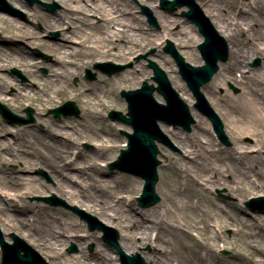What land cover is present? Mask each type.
<instances>
[{"label":"rangeland","instance_id":"obj_1","mask_svg":"<svg viewBox=\"0 0 264 264\" xmlns=\"http://www.w3.org/2000/svg\"><path fill=\"white\" fill-rule=\"evenodd\" d=\"M128 1L133 6L131 13L136 15L139 19V24L146 29L154 30V45L144 50L142 49L145 46L144 42L139 41V43H142V46L144 44V46L136 47L135 52L128 56L127 60H122L121 58L114 56H96L93 59L82 57V60L78 57L77 63H80V70L69 77H65L66 74H64L61 78L63 81L60 85L51 84V79H48L52 74L50 64L54 58L53 53L42 49L39 46V41L22 38L17 39L16 42L19 43V46H22L23 48L25 47V49L31 53L32 57L29 61L34 65L33 67L28 68L31 70L29 72L25 68L20 67L17 62L12 61V63H6V65H8V69L7 71L0 72V80L1 78L7 77L6 80L9 81L10 85L7 90L0 95V104L6 106L14 114L23 117H26L25 110L27 108H31L34 121L23 126L13 124L10 125L0 116V124L7 126L6 132L3 134L2 132L0 133V142H3L6 145L10 144L13 147L8 152L4 151V147L0 148V199L2 200L0 201V206L5 208L6 214L9 216L7 217L8 219L6 222L11 221V225L16 223V226H20V221L16 220L19 216L14 215L15 209L13 205H10V203L14 204L15 202L16 204L14 205L17 206V208L22 209V205L26 202L30 207L26 216L28 222H30V216L33 217L40 211V209H44L50 216H52L50 217L51 219L49 218L45 220V222H48L51 225V228L55 230L64 223H76L81 227L77 230V234L74 232L72 234L77 236V239L82 236L85 237L83 238L84 240H81V242H75L74 240L69 242L67 245L59 243L55 247L56 250L52 251L50 249H44L39 242L35 241L37 237H34V233L32 237H27L24 233L20 234V230L16 229V226L15 228L6 230L3 225V221H0L1 237H3V239L8 243H11V235H17L25 241V244L29 245L41 257H43L48 264H55L57 262L55 258L53 259V256H55L56 253L62 254L64 259H70L71 256H79L81 257V264H94L95 261L92 260V254L96 250V245H106L101 238L102 233L99 231H89L87 224L80 220L79 215L76 214L72 208H77L86 215L96 218L100 223L114 229L117 233H119V236L124 234L123 231H125L129 226L130 229L133 228L134 224L132 221L134 219L147 222L149 226L152 225L151 222L146 219L147 216H145V210L148 209L139 208L136 202V197L142 191L143 180L116 170L112 171L108 168V165L111 161L118 157L121 149H123L127 143V137L123 133H131L132 131L127 125L111 120L109 118V113L110 111H117L123 113L124 115L127 114V103L120 97L121 91H130L140 88L144 81H147L150 84L154 83L151 80L153 75L152 70L148 68V61H153L167 73L171 84L174 85L175 90L179 92L181 99H184L185 103L189 106L190 112H192V114L194 113L196 116L192 115L195 120L193 122V126L191 125L190 131H186L181 127L168 126L163 123L159 124V129L167 138L169 144H158V160L160 161V166L158 167L159 180L156 185V191L160 196L161 201L155 207L149 209L156 208V210H160L161 208L164 209L169 206V201L166 200V195L172 187L171 180L173 177L171 171L167 167L168 162L170 161V156L183 158L187 161H200L203 164L205 171L197 167H191L188 171V174L197 181H195L197 186L196 188L198 189L200 196H209L210 199L217 201L218 209L220 210L221 208V211L225 210L227 212H231L235 219L233 221H229L227 217H225L218 209L214 206L210 207L206 201L201 200L198 205L200 210V214L198 216L200 218L193 216L189 219L185 216H181V218L177 216L175 218H170L171 223L179 225L183 229L187 227L193 235V238L199 241L201 246L206 245L207 243L208 230L217 232L219 237L215 241L208 239V242L211 244L212 249L216 252L218 258L217 263L212 264H248V258H254L258 264H264V239H262V237L258 238L260 236V230L257 229V225L259 224V226H261V230L264 231V212L257 213L246 207V203L251 198H264V190L260 187L259 178L254 172H249L246 169L247 173L245 176L233 173V168L230 166L227 155H223L221 152L223 149H235L237 157H245L246 155H253L256 152H259V157H261L262 162H264L263 109L261 108V111L256 115L253 111H246V109H248L244 108L246 90H244V86L241 84L236 85L231 81H226L215 88L213 93H210L208 90L206 91L208 85L205 86L202 89V92L204 94H209V96H206L207 103L220 118L223 125V132L229 141V145H225L219 141L213 132L211 123L207 117L199 113L193 107L194 98L191 92L187 88L186 84L183 83L174 60L164 51V48L167 45V40H170L173 42L176 49L186 62L195 66H199L201 64V55L197 49V45L202 41V38L199 37L196 27L183 17V12L187 11V9H176L169 13L177 20V23L173 25L172 29L175 32L180 30L184 32L186 30L188 33L187 38L182 36V34L176 37L170 35L168 31H165L161 27L160 18L157 13L165 11L161 10L159 6L160 0H151V3H144L141 2V0ZM46 5L52 7L53 10L48 9ZM71 6L74 7V9L82 8L83 12L80 13V15L77 14V17H85V19L88 20V24L91 27L89 28L87 25H83V27L86 29L87 34L90 35L92 42L94 43L96 38L100 36L97 32L98 28L104 24L105 19L97 11L90 10L91 5H87L85 0H77L75 3H71ZM83 8L85 10H83ZM199 8L205 14L203 7L200 6ZM62 10H64V4L60 3L59 0H0L1 18H12L20 23L28 24L32 27V30L36 34L37 38L41 41L53 43L67 42L74 47H79L80 45L78 42H80V39L72 35L73 28L68 25L67 22L62 28L47 30L41 22L36 20V12L55 15L60 13ZM146 10L151 12L156 25L149 23ZM78 25H80V23H78ZM211 25H213L212 22ZM5 27L6 24L0 21L1 43L8 42L6 37L11 36L4 29ZM71 37L75 40V42L68 40L71 39ZM181 38H184L185 43H189V47L188 45L184 46L181 43ZM118 42L119 41H116V43ZM190 50H193L196 53L199 58L198 60L195 61V59L190 56ZM259 51L261 52L259 54L260 56L254 55L252 56V59L250 57L246 66L233 72V78L243 80L244 77H248L252 72L257 73L258 70H262L260 71L261 73H259L260 76L264 74V49ZM141 56H147V59L141 58L137 60ZM256 59L260 60V64L254 66L253 64ZM197 61H200V63ZM108 62L115 65L127 66V68L112 77H108L94 69V65L96 63ZM221 67L223 66L220 65V68ZM71 70H74V67ZM88 70L95 75L94 78L87 77ZM127 71H135V75H130L123 79L121 76H124V73ZM143 72H150L151 76L144 77ZM218 73L215 76L219 75ZM116 77L120 82L116 81V83H111V80ZM101 80H106L108 85L105 90L102 88L100 89L99 86L96 88V92L98 94L97 97L106 96H104V98L102 97L104 104L96 107L101 118L97 119V123L99 126L101 125V128H109L111 133L109 135L104 134L105 136H100L94 139L90 134L88 126L92 123L86 117L88 114V108L84 101L88 99L82 97L84 89L81 86L91 87L94 84H98ZM25 85L30 90H34L32 92L33 99L25 100L24 98H18L17 102L11 101L10 99L15 96L18 88ZM44 85H46L47 88H50L52 98L49 101H47L48 98L43 94V91H41L45 88ZM262 89L264 90V86H262ZM107 90H109L110 93L108 92L105 94ZM89 99H91L92 103H96L97 105V102L93 101L94 97L91 96ZM67 101L74 102L78 109H80L79 117L72 116L64 119H56L51 114V110L62 106ZM235 104L242 105V108L240 110L230 109V107ZM254 115L258 118V120L261 119V126L256 124V118ZM39 117H41V119H39ZM52 121L61 124L65 122L74 128V131L72 128L69 130L59 131L60 135L57 137L61 139L64 144L68 145L69 150L67 149V151H64L63 154L56 159L57 164H60V166L70 164L74 160V154L77 151H81L83 154L88 156L90 155L95 160V170L102 173L99 174L102 176L100 180L104 181L109 188L106 190L112 191V196L108 200L111 207L114 209L122 207L123 211L130 213L131 218L120 213L118 216L119 219L112 218L111 221L106 222L100 218L98 212L92 209H86V207L82 206V204H80L77 200H74L75 198L71 199L70 197H64L61 195L58 192V183L63 182L70 183V185H68L70 186L69 190L76 191V193L87 191L97 194L100 191L105 190L97 185L93 187L91 182L87 179H77L75 176L76 168L65 169V174L62 176L52 173L50 168H48L40 160V158H49L54 150L38 143L31 145L33 146V150L35 151L34 153H36L37 156L36 158H32L26 150L23 154H20L16 149H14L16 148L15 141L19 138L22 134V130L24 129L33 130L36 137H45L46 142H51L48 134L50 133V130L53 129L50 124ZM198 122L206 128L208 133L205 137L206 139L204 138V135H201L200 137L204 140V142L207 140L211 141L213 146L211 151H214H207L199 154L198 156L201 157V159L196 155L188 157L183 149V146L180 145L171 134L172 132H180L183 135L191 137L198 130L196 129V124ZM233 128L235 133L231 132ZM256 128L259 135L256 134ZM29 141H31V144H34L36 140L30 138ZM99 146L101 151H98ZM97 152H99L98 155L94 157V154ZM27 157L31 158V164L28 163ZM83 161L77 159V163ZM234 162L237 166H240L237 159H235ZM90 164L86 165L85 170L89 173L91 172ZM77 170H80V167ZM217 173H221L224 176H222V180L219 178L218 181L216 180L214 182L215 179L213 178ZM114 177L120 179L119 182L122 183H120V186H118L115 182H112ZM210 177L212 178L210 179ZM228 180L231 181L228 183ZM13 181H18L20 183L16 186V188L7 187ZM232 182L238 183L240 187L245 186V184H250L252 185V189L244 194L232 191L229 186ZM196 195H198V193ZM45 197L55 198L54 202L57 203L58 206L45 203L43 201V198ZM174 203L180 204L179 198H177ZM230 204H235L240 211L231 208ZM259 206L261 209H264V203H260ZM206 209L209 211L211 217L203 216V212ZM35 220L36 218L34 221ZM225 220H228L229 222H226ZM119 223H121L122 226L125 225V228L120 227L118 225ZM148 229V235L152 233L151 239L154 240L156 238V232H153L154 228L149 227ZM135 231L137 233L135 241L138 246L128 249L132 255H136L137 253L147 264H153V262L148 258L147 260L146 257L152 255L154 252L161 251L159 252V257L162 256L163 252H166L167 256H169L168 259L170 264H178L179 258H177L176 255V241L175 243H161L157 248L151 244L142 246L140 244L142 241L141 235L139 234L141 231ZM65 234V236H70L71 232L70 234ZM86 236H92L95 238L91 241L87 239ZM64 238L67 239L68 237ZM79 244L82 245L84 253H80V250L82 249L79 247ZM73 245L76 250L69 253L68 250L71 249ZM91 246H93V248L90 250L89 247ZM201 248L204 253H208L204 246ZM257 250L261 253L260 257L256 254ZM63 258L61 260H63Z\"/></svg>","mask_w":264,"mask_h":264},{"label":"bare ground","instance_id":"obj_2","mask_svg":"<svg viewBox=\"0 0 264 264\" xmlns=\"http://www.w3.org/2000/svg\"><path fill=\"white\" fill-rule=\"evenodd\" d=\"M75 1L77 0H59L60 3L64 4V10L55 15L36 12V20L41 22L47 30L62 28L67 22V24L73 28L72 35L80 39V42H78L80 45L79 47H74L67 42L53 43L41 41L37 38L36 34L32 30V27L28 24L20 23L12 18L0 17V21L6 24L4 29L11 35L6 37L8 42H0V72L7 71L8 65H6V63H12V61L17 62L20 67L25 68L29 72L31 71L28 69L34 65L29 61V59L32 57L31 53L27 51L25 47L23 48L22 46H19V43L16 42L17 39L21 38L39 41V46L42 49L53 53L54 58L50 64L52 74L48 79H51L50 83L54 85H60L62 83L63 80L61 78L64 76V74H66L65 77H69L80 70V63H77L78 57L82 60V57L93 59L96 56H114L121 58L122 60H127L128 56L135 52L136 47H143L145 44L144 48H142L145 50L146 48L154 45V30L146 29L139 24V19L136 17V15L131 13L133 6L128 0H85L87 5H91L90 10L97 11L105 19L104 24L101 25L97 31L100 36L96 38L95 42L93 43L92 38L87 34L86 29L83 27V25H87L89 28L91 27L88 24V20L85 19V17H77V14L80 15V13L83 12L82 8L74 9V7L71 6V3H75ZM141 2L151 3V0H141ZM195 2L198 4V6L200 5L203 7L206 14L204 15L210 18V22H212L216 30L226 39L230 49L228 62L226 64H224L225 62L222 61L217 63L219 66H223L220 68L218 73L219 75L214 76V79L209 83L204 84L201 89L208 85L206 91L208 90L210 93H213L215 88L226 81H231L236 85L241 84L244 86V90H246V101L244 105V108H248L246 111H253L256 115L261 111L262 108L264 112V90L262 89V86H264V74L262 76L259 75V73H261L260 71L262 70H258L257 73L252 72L248 77H244L243 80L233 78L232 76L235 70L238 71L240 68L246 66V63H248L250 57L252 59V56L254 55L260 56L259 54L261 52L259 50L264 49V0H196ZM83 10L85 9L83 8ZM169 13L170 12L167 11L157 13L160 18L161 27L165 31H168L170 35L177 37L178 35L182 34V36L187 38L188 33L186 30L184 32L182 30L175 32L172 29L173 25L177 23V20ZM78 23H80V25H78ZM199 37H201L200 34ZM68 40L75 42L72 37ZM116 41L119 42L116 43ZM139 41L144 42L143 46L142 43H139ZM181 43L184 46L188 45L189 47V43H185L184 38H181ZM190 56H192L195 61L199 59L193 50H190ZM197 62L200 63V61ZM203 62L204 61L201 58V63ZM73 67L74 70H71ZM152 73L154 72L152 71ZM130 75H135V71H127L124 73V76L121 77L125 79ZM143 75L144 77H149L151 76V73L143 72ZM6 79L7 77H4L0 80V95L3 94L10 85L9 81ZM116 81L120 82L116 77L111 80V83H116ZM107 83L108 82L106 80H101L98 84H94L91 87L81 86L84 89L82 92V97L88 99L84 101L88 108V114L86 117L92 123L88 126L90 134L94 139L100 136H105L104 134L109 135L111 133L109 128H101V125L99 126L97 123V119L101 118L96 107L104 104L102 97L104 98L105 95L102 97H97L98 94L96 92V88L99 86L100 89L102 88L105 90L108 85ZM170 86L174 88V85L171 84ZM44 87L45 88L41 91H43V94L48 98L47 101H49L52 98L50 94V88H47L46 85H44ZM33 91L34 90H30L26 85L19 87L15 96L10 100L17 102L18 98H24L25 100L33 99ZM108 92L109 90H107L105 94ZM91 96L94 97L93 101L97 102V105L96 103L91 102V99H89ZM204 96L206 98V96H209V94L206 93ZM155 97L160 100L158 95H155ZM231 107L230 109L240 110L242 105L235 104ZM192 115L196 116L194 113ZM255 118L256 124L261 126V119L258 120L256 116ZM39 119H41V117H39ZM50 124L51 127H53V129L50 130V133L48 134L51 142H46L45 137H36L33 130L24 129L22 130V134L19 136V138L16 139V148L14 149H16L20 154H23L26 150V152H28L32 158H36L37 156L36 153H34L35 151L33 150V146L31 145L38 143L42 144V146H47V148L51 150H54L49 158H43L40 156V160L48 168H50L52 173L62 176L65 174V169L76 168L75 176L77 179H87L91 182L93 187L97 185L106 191H100L97 194L87 191L76 193V191L69 190L70 186L68 185H70V183L63 182L58 183V192L61 195L64 197H70L71 199L75 198L74 200H77L80 204H82V206L86 207V209H92L98 212L100 218L106 222L111 221L112 218L119 219L118 216L120 213L131 218L130 213L123 211L122 207L116 209L111 207L108 200L112 196V191L106 190L108 188L106 183L100 180L102 176L99 174L102 173H100L98 170H95V160L90 155L88 156L83 154L81 151H77L74 154V160L70 164H64L63 166L57 164L56 159H58L63 154V152L67 151L68 149V145L64 144L62 140L57 137L60 135L59 131L69 130L71 128L74 131V128L65 122L61 124L52 121ZM196 129H198L197 132L191 137L183 135L180 132L171 133L174 139H176V141L183 146V149L185 150L188 157L191 155L198 156L199 154L207 151L210 152L213 148L211 141L207 140L204 142V140L200 137L201 135H204V138L206 137L208 134L206 128H204L198 122L196 124ZM6 130L7 126L0 124V133L2 132L3 134L6 132ZM255 131L256 134L259 135L257 128ZM231 132L235 133L234 128L231 130ZM30 138L36 140L34 144H31V141H29ZM1 147H4V151L7 152L13 148L10 144L6 145L3 142H0V148ZM98 148V151H101L100 146ZM221 152L223 155H227L230 166L233 168V173H238L241 176H245L247 173L246 169L249 172H254L259 178L258 180L260 181V187L264 190V162H262L261 157H259V152H256L253 155H246L245 157H237L235 154V149H223ZM98 153L99 152L94 154V157H96ZM30 157H27L29 164L32 163ZM169 158L170 161L168 162L167 167L173 175L171 180L172 187L170 188L169 193L166 195V200L169 201V206L164 209L161 208L160 210H156V208L145 210V216H147L146 219L149 220L152 225L149 226L147 222L134 219L132 221L134 224L133 228L130 229L129 226L126 229L128 231L125 230L123 231L124 234L120 235V246L122 249H125H123L124 252L127 251L126 253L131 254L128 249L138 246L137 242L135 241L137 234L135 230H139L141 231L139 234L141 235L142 241L140 244L142 246L151 244L157 248L161 243H175L176 241V255L177 258H179L178 264L217 263L218 258L216 252L213 251L211 244L208 242V239L215 241L219 237L217 232H213L211 230L207 231V243L206 245L202 246L206 248L208 253H204L200 242L193 238V235L190 233V230L187 227L183 229L179 225L172 224L170 221V218H175L177 216L180 218L181 216H185L189 219H191L193 216L200 218L198 216L200 214L198 205L200 204L201 200L206 201L210 207L214 206L216 209H218L217 201L210 199L209 196H200L199 191L196 188L197 181L188 174V171L191 167H197L201 170H204L203 164L200 161H187L183 158L174 156H170ZM198 158L201 159L199 156ZM77 159L81 161L84 160L86 162L83 161L77 163ZM235 159H237L240 166L235 164ZM89 164L91 166L90 173L85 171L86 165ZM79 167L80 170L82 169L81 171L77 170ZM222 176L224 175L221 173L215 174L213 178L215 179L214 182L216 180L218 181L219 178L222 180ZM211 178L212 177H210V179ZM119 181V178L114 177L112 182H115L118 186H120L121 182ZM229 181L231 180H228L227 182L229 183ZM19 183L20 182L18 181H13L7 187L16 188ZM229 186L232 191H237L242 194L252 189V185L250 184H245V186L240 187L238 183L235 182L230 183ZM197 193L198 195H196ZM177 198H179L180 204L174 203ZM0 201L2 200L0 199ZM24 203V205H22V209L17 208V206L14 205L16 204L15 202L14 204L10 203L11 206H14V215L19 216L16 218V220L20 221V226H16V223L11 225V221L6 222L8 219L7 217L9 216L6 214L5 208L0 206V221H3V225L5 226L6 230L15 228L16 226V229L20 230V234L24 233L27 235V237H32L34 233V237H37L35 241L39 242L44 249H50L52 251L56 250L55 247L59 243H64L67 245L69 242L74 240L75 242H81V240H84L83 238L85 236L77 239V236L72 234L73 232L77 234V230L81 227L76 223H64L55 230L51 228V225L48 222H45V220L52 216H50L44 209H40V211L36 213L35 216H30V222H28L26 216L28 214V210H30V207L26 202ZM230 207L234 210H239L235 204H230ZM207 209L204 210L203 216H210V213L207 211ZM219 211L225 217H227L229 221H233L235 219L231 212H227L225 210L221 211V208ZM35 218L36 220L34 221ZM228 220L225 221L229 222ZM118 225L122 228H125V225L122 226L121 223ZM149 227H153L155 230H153V232H156V238L154 240L151 239L152 233L148 235ZM257 229L260 230V236L258 238L262 237V239H264V231L261 230V226H259V224L257 225ZM65 233H69L70 236H65ZM64 237L68 238L65 239ZM86 238L91 241L94 240L92 236H86ZM79 247L82 249L80 250V253H84L81 244H79ZM159 252L161 251L154 252L152 255L147 256L146 259L148 258L151 260L153 264H170L167 253L163 252L162 256L159 257ZM256 254L258 257L261 255L258 250L256 251ZM54 258L58 264H81V257L79 256H71L70 259H64L62 254L56 253L55 256H53V259ZM62 258L65 261L61 260ZM92 260L95 261L94 264H119L118 253H116V250L110 245H96V250L92 254ZM247 260L248 264H258L254 258H248ZM57 262L55 264H57Z\"/></svg>","mask_w":264,"mask_h":264},{"label":"water","instance_id":"obj_3","mask_svg":"<svg viewBox=\"0 0 264 264\" xmlns=\"http://www.w3.org/2000/svg\"><path fill=\"white\" fill-rule=\"evenodd\" d=\"M163 3H167V1L163 0ZM175 5H178L177 1L169 3L165 7L173 10V6ZM185 5H188L191 9L188 16L199 27L200 32L205 37V42L199 47V49L206 65L195 68L186 64L183 58L177 54L171 43H169L170 45L166 51L175 58L182 77L187 82L190 90L196 98L197 103L195 108L212 121L217 133L221 137V123L213 110L209 107L203 94L200 92V88L208 83L212 76L217 72V63L219 61L225 62L227 60V51L225 46H223L221 42L216 41L209 29L196 17L195 7L191 3ZM95 67L100 68V65H96ZM149 67L154 70L155 77L153 79L159 84L157 91L164 97L167 105L164 106L156 103L153 98V93L156 89L153 86L144 83L143 88L140 90L122 93V96L126 98L128 102L129 118L124 117L121 113H110L111 118L129 125L134 131L132 135L124 133L129 139L128 149L122 151L118 161L111 164L110 168L112 170L119 169L120 171L139 176L145 180L143 193L138 199L140 206L143 208L154 206L160 202V198L155 192V186L158 182L157 167L159 165V161L157 160L159 150L155 142L166 143V140L158 128V122L161 121L169 125L182 126L185 129H189V125L192 122L189 117L187 106L179 100L178 95L170 86L171 84L168 81L166 74L152 62H150ZM121 68L123 67H119V69ZM102 71L108 73V75L114 73L113 71ZM65 107L71 108L68 115H79V110L73 103H67ZM0 112L6 119L8 118L7 115H10L23 122L19 124H24L31 120L11 114V112L2 105H0ZM60 112V109L54 111L57 117H59ZM28 115L29 118H31L30 111ZM66 115L67 114H65V116ZM91 229H93V227H91ZM99 229L104 230L101 226H99ZM12 237L14 245L7 246L2 242L4 247L3 264H45L34 250L25 245L15 235ZM117 238L116 235L109 243L123 256V253L118 246ZM123 258L125 259V256H123ZM126 259L127 264H145L142 260L136 263L135 260H129L127 257Z\"/></svg>","mask_w":264,"mask_h":264}]
</instances>
